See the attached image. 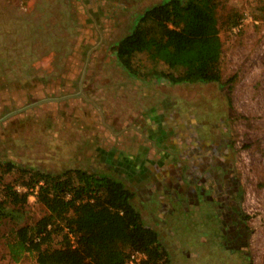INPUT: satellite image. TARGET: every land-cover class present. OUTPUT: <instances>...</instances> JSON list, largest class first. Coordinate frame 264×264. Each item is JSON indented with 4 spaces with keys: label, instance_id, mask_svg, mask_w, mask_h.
Wrapping results in <instances>:
<instances>
[{
    "label": "rangeland",
    "instance_id": "rangeland-1",
    "mask_svg": "<svg viewBox=\"0 0 264 264\" xmlns=\"http://www.w3.org/2000/svg\"><path fill=\"white\" fill-rule=\"evenodd\" d=\"M167 1L0 0V118L41 99L78 93L87 59L82 91L92 101L46 102L0 123V184L29 193L27 207L8 206L10 214L0 220V264H38L36 253L13 256L17 230L46 212L37 201L39 184L22 183L31 175L82 169L124 179L122 154L155 162L198 137L226 144L233 155L248 228L245 249L226 246L220 230L226 208L202 199L211 191L205 179L199 205L166 197L163 213L151 214L157 207L139 194L136 207L159 232L173 264H264V0H218L220 82L171 84L159 77L168 67L142 54L134 69L152 84L140 86L114 47L146 9ZM146 98L154 108L147 119L140 111ZM209 153L216 158L214 149ZM8 163L15 165L11 171ZM63 244L62 232L49 247Z\"/></svg>",
    "mask_w": 264,
    "mask_h": 264
},
{
    "label": "trees",
    "instance_id": "trees-1",
    "mask_svg": "<svg viewBox=\"0 0 264 264\" xmlns=\"http://www.w3.org/2000/svg\"><path fill=\"white\" fill-rule=\"evenodd\" d=\"M217 9L218 0H169L151 6L114 47L120 64L137 76L134 60L145 54L168 67L159 77L171 84L220 82ZM6 167L11 171L15 165ZM28 178L22 183L39 184L37 201L46 212L33 226L17 230L14 257L32 252L38 264H128L139 251L146 255L139 264H173L159 232L144 221L134 193L118 178L82 169L38 171ZM0 186V220L10 214L8 206H28L29 193L10 183ZM62 232L64 244L50 248L53 236Z\"/></svg>",
    "mask_w": 264,
    "mask_h": 264
},
{
    "label": "flooded vegetation",
    "instance_id": "flooded-vegetation-1",
    "mask_svg": "<svg viewBox=\"0 0 264 264\" xmlns=\"http://www.w3.org/2000/svg\"><path fill=\"white\" fill-rule=\"evenodd\" d=\"M193 140L194 138L190 142L193 145L189 144L185 146L186 143H184V145L181 144L179 149L177 148V151L168 150L165 155L166 159L155 162L151 159L155 164L157 162L161 163L155 165L151 172L152 174L157 173L162 175L163 182L161 184H163L164 194L153 196L150 193L149 184L146 183L145 179L141 180V177H146L148 174V168L144 170L143 166L140 168V171H137L133 166L127 167L123 165L126 157L129 158L128 156H125V158L121 156L117 160L119 171L122 174L124 172L127 173L124 179L122 176H118L119 180L130 181L131 187L135 185L133 187L134 192L136 195H143L142 200L145 203L152 197L153 205L157 207L154 211H151L152 214L156 211L162 212L161 210L166 204V197H172L174 200L180 202L182 206H188L189 203L190 205H199L202 201L198 195L199 184L202 183L201 179H205L207 188L211 191H209V197L206 196L207 198L204 197L202 199H206L208 205L216 202L217 207L226 208L225 217L222 219L223 224L220 221V230L226 246L232 250L243 251L245 249L244 244L247 239L248 228L246 218L240 210V188L233 168V155L226 144L218 147V143H209V141H203L199 137L195 142ZM212 143H214V146H211ZM211 149H214L217 153L215 159L209 153ZM108 156L110 155H106L105 157ZM141 160L137 159V161ZM144 160H147L146 163L150 164V160ZM123 168H128V170L122 171L121 169ZM205 175L210 176L214 184L207 181L208 179L205 178ZM212 191L214 195L213 193L211 194ZM169 206L172 205L170 204Z\"/></svg>",
    "mask_w": 264,
    "mask_h": 264
},
{
    "label": "crops",
    "instance_id": "crops-1",
    "mask_svg": "<svg viewBox=\"0 0 264 264\" xmlns=\"http://www.w3.org/2000/svg\"><path fill=\"white\" fill-rule=\"evenodd\" d=\"M142 15V14H141ZM141 17V16H140ZM128 74V73H127ZM130 77H133V79H135L134 80V83H137V82H139V85L141 86V84H140V82L141 83H143V84H147L146 82H150V81H147V80H145V78H140V77H138V76H132V75H129ZM151 83V82H150ZM152 84V83H151ZM143 86V85H142ZM143 89H145V88H143ZM143 93L144 94H147V91H144L143 90ZM148 98V97H147ZM147 98L146 99H142V100H140V102H142L141 104H140V111H143V112H141V117H145L146 119L147 118H150L151 116H152V111H153V107L151 108L150 106H148V102H147ZM143 102H145V104H143ZM146 103H147V106H146ZM147 108V109H146ZM106 155H104V157H105ZM122 156L125 158V155H123L122 154ZM123 158V159H124ZM141 162H145V163H141ZM147 162V160H141V161H139V162H137V158H132V157H129V158H127L126 157V159L124 160V164L123 165H126L127 167L128 166H133L134 168H136V170L137 171H140V168H142L143 166H144V170L146 169V168H148V174L146 175V177H141V180H143V179H145L146 180V183H148L149 184V190H150V193H152V195L154 196H156V195H158V194H164V192H163V184H161V182H163V177H162V175L161 174H157V173H154V174H152V172H151V170L153 169V167H155V165H159V164H161V163H154L152 160H150V164H147L146 163ZM138 165H140V167H138ZM126 169H128V168H126ZM159 171V170H158ZM119 179V178H118ZM162 180V181H161ZM123 183H125V185H127V183L126 182H130V181H125V180H121ZM133 193H134V204H135V198H137L138 197V194L136 195V193L134 192V190H133V187H135V185L133 186V187H131L130 185L129 186H127ZM146 196V195H145ZM143 197V196H142ZM148 202H150V203H154L153 202V200H152V197H151V199H148L147 201H146V203H148ZM146 203H145V205H146ZM153 207H154V205H153Z\"/></svg>",
    "mask_w": 264,
    "mask_h": 264
},
{
    "label": "water",
    "instance_id": "water-1",
    "mask_svg": "<svg viewBox=\"0 0 264 264\" xmlns=\"http://www.w3.org/2000/svg\"><path fill=\"white\" fill-rule=\"evenodd\" d=\"M87 63H88V59H87V62H86V65H85V68H84V71H83V76H82L81 81H80V91L78 93L69 94V95H65V96H62V97L45 98V99H41V100L35 101V102L30 103V104H28V105H26V106H24V107H22L20 109H16L14 111H11V112L7 113L2 118H0V123L3 122L4 120H7L10 117H12L13 115H16V114H18L20 112H23L25 110H28V109H30L32 107H35L37 105H40V104L46 103V102L61 101V100H65V99H69V98H74V97H83L84 99H86L88 101H91L90 99H88L86 97V95L82 91V80H83L84 75H85V72H86Z\"/></svg>",
    "mask_w": 264,
    "mask_h": 264
},
{
    "label": "built area",
    "instance_id": "built-area-1",
    "mask_svg": "<svg viewBox=\"0 0 264 264\" xmlns=\"http://www.w3.org/2000/svg\"><path fill=\"white\" fill-rule=\"evenodd\" d=\"M146 258V255L144 253H141L139 251L134 252L131 254L130 262H137L138 264Z\"/></svg>",
    "mask_w": 264,
    "mask_h": 264
}]
</instances>
